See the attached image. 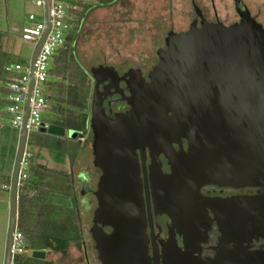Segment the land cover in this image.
Listing matches in <instances>:
<instances>
[{
	"label": "water",
	"instance_id": "1",
	"mask_svg": "<svg viewBox=\"0 0 264 264\" xmlns=\"http://www.w3.org/2000/svg\"><path fill=\"white\" fill-rule=\"evenodd\" d=\"M48 9L46 0L47 28L31 57V72L49 30ZM235 9L240 17L237 23L225 26L203 19L199 28L193 22L186 32H169L165 50L156 43L158 63L148 73L149 82L138 75L129 84L126 101L130 108L126 112L110 118L100 101L88 100L93 165L101 174L95 198L84 190L83 199L100 264H144L146 260L138 158L140 154L144 166L145 147L150 151L153 170L150 187L155 211L171 216L176 228L180 219L184 222L186 215L198 210L202 185H253L264 178V28L241 0H235ZM88 63L95 67L92 61ZM137 65L122 62L121 69ZM99 71L117 75L111 66L92 68L89 76L96 85L105 81L97 79ZM31 85L32 80L30 89ZM27 114L28 102L25 119ZM69 131L52 124L41 130L58 137ZM182 138L187 141V151L176 152L173 144H181ZM26 142L23 124L8 187L2 264H13L17 181ZM160 153L168 159L171 171L167 175L155 170H159ZM80 178L83 184L88 178L87 168L80 170ZM144 182L149 205L146 179ZM206 204L214 207L215 201L207 199ZM106 226L111 228L109 234L103 230ZM180 231L193 237L189 244L196 243V230ZM176 253L179 255L177 249ZM31 256L44 259L46 252L32 251Z\"/></svg>",
	"mask_w": 264,
	"mask_h": 264
},
{
	"label": "rangeland",
	"instance_id": "2",
	"mask_svg": "<svg viewBox=\"0 0 264 264\" xmlns=\"http://www.w3.org/2000/svg\"><path fill=\"white\" fill-rule=\"evenodd\" d=\"M57 1L76 5L79 9V1L89 2ZM243 1L264 26V0ZM196 4L209 20L212 18V4L221 19L227 23L232 19V0H194V3L192 0H118L111 5L90 9L75 44L76 56L86 71L91 68L90 61L95 67L115 65L119 68H122V62L133 61L146 71L157 60L159 47H156V43L163 47L167 33L189 28ZM29 13H34L40 19V10L33 6L31 0H0V60L6 63H29L34 45L21 37ZM2 120L0 173L10 176L19 132L10 126L6 118ZM41 133L31 131L28 134L26 149L32 162L26 168L27 174L30 180L55 188H63L66 183L65 176L59 172L73 176L84 240L83 251L70 247L63 253H52L47 258L55 264H97L94 241L89 232L88 210H85L83 193H79L80 170L87 168L91 188H96L99 177V171L93 165L91 138L88 136L86 142L80 144L76 159L71 164L67 155L40 146ZM77 134L69 131L67 137L73 139ZM8 187L0 189V264L3 263L6 242Z\"/></svg>",
	"mask_w": 264,
	"mask_h": 264
},
{
	"label": "flooded vegetation",
	"instance_id": "3",
	"mask_svg": "<svg viewBox=\"0 0 264 264\" xmlns=\"http://www.w3.org/2000/svg\"><path fill=\"white\" fill-rule=\"evenodd\" d=\"M241 1L250 16L259 23L256 16L249 11L248 5L243 0ZM192 2L194 3V0ZM232 5V19L227 23V21L219 17L213 4L211 6L212 18L210 20L196 4L197 13L200 16L195 9L190 25L194 22L195 27L199 28L200 21L203 19L209 23L221 22L225 26L237 23L240 21V17L235 9V0H232ZM262 27L264 28L263 25ZM187 30H179L176 33L186 32ZM160 49L165 50V44L164 48ZM157 63L158 55L156 62L150 68H146V71L144 67L142 68L139 65L128 66L125 69L115 65H97L96 67L111 66L117 73V75L113 76L111 72H97V79H105L98 85L89 76L90 70L96 68L91 67L87 70L89 77L88 100L100 101L106 115L110 118H114L116 113L126 112L130 108L126 101V97L130 95L129 84L138 75L145 82H149L148 73ZM173 147L176 152L180 150L186 152L187 141L182 138L181 144L174 143ZM144 153V166L142 165L141 156L138 154L140 162L139 177L142 179L145 213L143 231L146 236L147 255L144 264H211L212 262L213 264H264V178H258L253 185H202L199 190L202 198L198 210L186 215L183 219L184 222H182V219L178 220L180 224L176 228L171 216L155 211L150 187V178H153V170L150 151L147 147L144 148ZM158 158L160 160L159 170L158 168H155V170L161 175L169 174L171 170L168 159L163 153H160ZM100 174L101 172L99 176ZM145 179L147 181L149 205L147 204V194L144 187ZM82 183L79 193L82 194L85 190L86 194L94 196L96 188L94 190L91 189L90 179L87 178ZM207 199L215 201L214 207L206 204ZM201 217H204V219ZM184 229L196 230L198 237H196L195 244H189L193 237L180 231ZM103 230L107 234L111 232V228L107 226L103 227ZM176 249L179 251V255H176ZM93 250L97 255L94 245ZM97 264H100L99 260Z\"/></svg>",
	"mask_w": 264,
	"mask_h": 264
},
{
	"label": "trees",
	"instance_id": "4",
	"mask_svg": "<svg viewBox=\"0 0 264 264\" xmlns=\"http://www.w3.org/2000/svg\"><path fill=\"white\" fill-rule=\"evenodd\" d=\"M117 1L78 2L80 9L71 10L75 18L71 32L64 45L56 52L49 70V81L47 82L49 111L45 116V121L48 124L60 126L66 131L86 133L91 141L90 115L87 110L89 77L76 56L75 44L82 23L90 9L111 5ZM5 64L6 62L0 60V96L5 91L1 85L5 75ZM2 121L0 117V126ZM40 146L58 154L67 155L70 163L73 164L80 143L76 139L68 138L67 135L58 137L42 132ZM95 168L99 173L101 172L99 168ZM59 173L66 178L63 188L40 184L30 178L18 188L16 229L22 234V247L27 251H45L46 256L44 259H38L27 253H14L13 264H55L47 256L56 252L63 253L70 247L79 251L84 250L74 178L71 174ZM9 183L10 176L0 173V189L8 187Z\"/></svg>",
	"mask_w": 264,
	"mask_h": 264
},
{
	"label": "built area",
	"instance_id": "5",
	"mask_svg": "<svg viewBox=\"0 0 264 264\" xmlns=\"http://www.w3.org/2000/svg\"><path fill=\"white\" fill-rule=\"evenodd\" d=\"M47 1L50 18L49 30L35 56L33 71L31 72V57L47 28L46 0H31L33 6L40 10V19L34 13H29L27 16L28 22L25 23L21 30L22 39L34 45L29 63H6L4 65V79L1 82L5 91L0 96V117L6 118L10 126L17 129L18 132L22 129L23 124H25L27 137L31 131L41 132L43 128H47L50 125L45 121V116L49 111L47 101L49 70L56 52L64 45L67 36L71 32L73 20H75L71 10H75L76 5L57 0ZM31 80L32 85L30 89ZM27 102L28 114L25 119ZM86 136V133L77 134L74 139L82 143L86 140ZM26 148L25 146L20 162L17 188L29 179L26 168L30 165L31 155ZM22 244V234L15 229L13 233L12 254L27 253L31 255L32 251L25 250Z\"/></svg>",
	"mask_w": 264,
	"mask_h": 264
},
{
	"label": "crops",
	"instance_id": "6",
	"mask_svg": "<svg viewBox=\"0 0 264 264\" xmlns=\"http://www.w3.org/2000/svg\"><path fill=\"white\" fill-rule=\"evenodd\" d=\"M88 136H86V138H87ZM74 139V138H73ZM86 142V140L84 141V142H82V143H85ZM80 143V142H79ZM81 144V143H80ZM91 150H92V148H91ZM40 168H42V167H40ZM80 174V173H79ZM81 181V180H80Z\"/></svg>",
	"mask_w": 264,
	"mask_h": 264
}]
</instances>
